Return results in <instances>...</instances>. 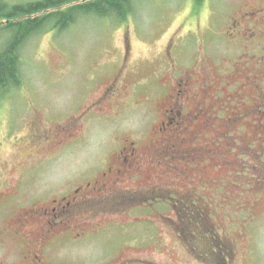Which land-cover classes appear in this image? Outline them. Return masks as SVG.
<instances>
[{"label":"rangeland","instance_id":"374dc122","mask_svg":"<svg viewBox=\"0 0 264 264\" xmlns=\"http://www.w3.org/2000/svg\"><path fill=\"white\" fill-rule=\"evenodd\" d=\"M133 5L120 25L88 18L22 49V85L0 104V232L8 229L0 261L24 264L28 248L12 232L25 205L69 193L132 146L144 160L141 176L161 168L178 187L144 197L134 221L123 213L122 227H101L75 245L56 241L50 263L264 264V0ZM121 63L122 106L94 111L62 135L58 126L86 111ZM189 74L199 99L181 110L188 124H177L170 109ZM203 100L206 115L194 110ZM170 135L178 144L171 167L148 168ZM187 168L190 179L193 168L203 171L196 196L179 185L190 180Z\"/></svg>","mask_w":264,"mask_h":264},{"label":"flooded vegetation","instance_id":"af4514ba","mask_svg":"<svg viewBox=\"0 0 264 264\" xmlns=\"http://www.w3.org/2000/svg\"><path fill=\"white\" fill-rule=\"evenodd\" d=\"M259 17L264 20V15L260 14ZM238 25L239 22L238 24L237 22L234 23L235 29L239 27L238 31L240 32L241 26ZM244 31L247 32V30ZM121 76L122 63L118 73L106 86V89L92 102L86 111L82 112L78 118L76 116L73 117L72 121L67 125L58 126L60 133L69 137L75 128L88 117V114L94 111L104 113L107 110L121 107ZM194 79L195 75L189 74L178 83V87L175 90L176 95L173 104L174 107H177V112L174 107L172 109L173 105L170 111L172 110V114L177 118V124L181 121L182 123L185 122L181 111L184 108V104L193 103V98L195 100L199 99V93L191 87V82ZM206 102V100H203V103L196 101V104L200 105V107L196 105L194 110L203 111L201 108L203 106L204 114L206 115ZM167 113H169L168 110ZM194 116L199 119L195 113ZM185 123L188 124V122ZM194 123H200V126L205 125L204 122L201 123L199 120L194 121ZM169 137L162 138L163 143L159 146L160 149L158 148L160 153H155L152 159L147 158L146 164L148 163V168L151 164H158L159 167H171L170 161L174 160L175 156L168 155V152L173 148H177L178 144H174L175 136L170 135ZM199 138L200 136L195 137L196 142H198ZM47 140H49L48 137ZM152 146L155 147V144ZM188 151L192 152V150ZM124 154L126 155L122 157L121 146L118 154L111 161L112 163L109 162L104 170L92 176L91 179L89 178L87 182L74 186L69 193L42 201L34 199L31 205L24 206V211H22L16 222L17 229L12 232L13 237L16 239L22 238L28 248V254L24 257V264H52L46 257L56 241L67 240V242L75 245L94 237L90 235L94 234L96 230V233L98 230L100 231L101 227L108 225L122 227L123 213L126 215V212H128L132 216V221H134L133 217H136L135 215L144 209V205L141 203L144 197L150 198L159 191L166 189L174 192L172 189L178 187L177 185L176 188H173V180L167 178L161 168L157 170V174L141 176L139 174L141 172L140 164H143L144 160L134 147L131 146L126 149ZM183 158L187 157L179 154L176 159L183 160ZM191 169L187 168L183 171L182 174L185 176V181L190 179L188 172ZM193 173L196 174L193 179L186 181L184 184L179 183V185H182V189L188 192V196L197 195L198 187L195 185L202 179L203 171L193 168ZM163 177H166V179H160ZM3 178H5L4 175ZM184 207L188 209L186 205ZM4 233H8V229L0 232V240L5 235ZM31 247H33V250L29 251ZM130 262V260L119 261L114 264H130ZM0 264L8 263L6 260H2Z\"/></svg>","mask_w":264,"mask_h":264},{"label":"trees","instance_id":"16d2710c","mask_svg":"<svg viewBox=\"0 0 264 264\" xmlns=\"http://www.w3.org/2000/svg\"><path fill=\"white\" fill-rule=\"evenodd\" d=\"M134 0H0V104L22 85V49L34 36L62 33L80 20L120 25L133 15ZM201 6L204 0H194Z\"/></svg>","mask_w":264,"mask_h":264}]
</instances>
